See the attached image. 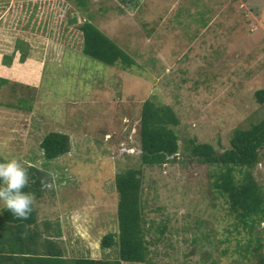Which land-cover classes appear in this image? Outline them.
I'll use <instances>...</instances> for the list:
<instances>
[{"label": "rangeland", "instance_id": "374dc122", "mask_svg": "<svg viewBox=\"0 0 264 264\" xmlns=\"http://www.w3.org/2000/svg\"><path fill=\"white\" fill-rule=\"evenodd\" d=\"M87 7L0 0V75L9 78L0 87V157L50 173L52 184L33 204L39 222H59L68 259L117 258L116 245L101 248L117 232L115 177L141 166L151 264L200 263L207 253L218 264H239L231 250L242 235L228 232L227 205L212 198L213 168L191 161L185 148L195 139L222 151L233 129L264 119L254 97L264 89V0H88ZM49 13L54 33L39 29ZM89 13L136 65L111 67L78 51L77 36L58 22L74 28L67 21L77 15L80 24ZM21 40L35 64L15 65L22 74L12 79L13 67L2 62ZM146 100L170 106L179 119L180 150L160 166L138 158ZM50 133L65 134L68 148L46 163L40 143ZM251 173L264 186V149Z\"/></svg>", "mask_w": 264, "mask_h": 264}, {"label": "trees", "instance_id": "16d2710c", "mask_svg": "<svg viewBox=\"0 0 264 264\" xmlns=\"http://www.w3.org/2000/svg\"><path fill=\"white\" fill-rule=\"evenodd\" d=\"M74 1L79 7V13L88 11V0ZM42 6L45 8L44 2H40L41 9ZM35 14L39 15L40 11ZM50 16L49 13L41 17L39 29L44 33L53 32V26H57H51ZM93 17L90 13L86 14L84 20L77 24L75 15L67 21L68 26L74 28L60 27L61 21L58 26L67 34L74 32L79 39L76 42L78 51L86 57L125 70L136 65L128 52L93 23ZM64 34L60 33L61 37ZM15 44V54L12 57L5 56L2 63L8 67L15 66L13 63L16 54H19L17 61L21 65L35 64L28 59V46L22 40ZM19 66L13 68L10 78L22 74V69L16 73ZM8 79L0 75V87L7 84ZM254 97L259 104H264V89L256 91ZM178 125V116L170 106L157 104L153 100L143 103L138 156L141 165H164L178 154L179 136L174 129ZM40 146L48 163L67 151L68 137L61 133H50L44 137ZM185 149L189 151L191 161L213 168L210 174L212 198L221 199L227 205V215L232 219L231 230L228 232L242 235L236 239L235 248L231 250L232 254L238 256L235 263L264 264V186H260L251 173L259 162L260 151L264 149V119L251 123L247 128L233 129L228 147L222 151L218 152L209 143H197L195 139L190 140ZM0 160L5 159L0 157ZM26 168L29 184L24 190L32 192L34 199H40L47 186L52 184L50 173L34 165ZM140 168H128L115 177L118 194L117 232L107 233L102 238L101 248L106 250L117 246V258H66L60 240L62 232L59 222L53 225L48 221L39 222L38 212L32 204V212L26 219L16 218L8 209L0 207V264H151L148 256L152 242L146 239L150 229L146 227L143 216ZM158 231L163 233V230ZM228 241L226 237L220 243ZM231 251L230 246H226L222 254ZM207 254L200 263L183 261L176 264H218L215 260H209L210 254Z\"/></svg>", "mask_w": 264, "mask_h": 264}, {"label": "clouds", "instance_id": "9594fccd", "mask_svg": "<svg viewBox=\"0 0 264 264\" xmlns=\"http://www.w3.org/2000/svg\"><path fill=\"white\" fill-rule=\"evenodd\" d=\"M28 184V170L20 160H0V204L19 219L32 212L34 194L24 190Z\"/></svg>", "mask_w": 264, "mask_h": 264}, {"label": "crops", "instance_id": "0c3cea01", "mask_svg": "<svg viewBox=\"0 0 264 264\" xmlns=\"http://www.w3.org/2000/svg\"><path fill=\"white\" fill-rule=\"evenodd\" d=\"M0 65H2V64H0ZM13 65H21V63H19L18 61H14V63H13ZM22 66V65H21ZM13 68L15 67V66H12ZM16 68V67H15ZM19 69V68H18ZM18 72H20V70H18L16 73H18ZM15 77L16 78H18L17 76H16V74H15Z\"/></svg>", "mask_w": 264, "mask_h": 264}]
</instances>
